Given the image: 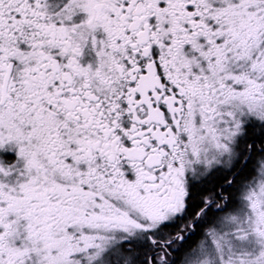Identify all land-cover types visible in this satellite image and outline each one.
<instances>
[{"label": "snow or ice", "instance_id": "6c2138e0", "mask_svg": "<svg viewBox=\"0 0 264 264\" xmlns=\"http://www.w3.org/2000/svg\"><path fill=\"white\" fill-rule=\"evenodd\" d=\"M0 264H264V0H0Z\"/></svg>", "mask_w": 264, "mask_h": 264}]
</instances>
